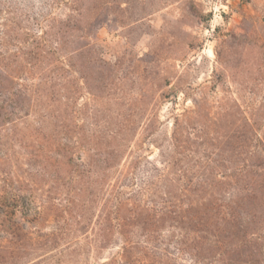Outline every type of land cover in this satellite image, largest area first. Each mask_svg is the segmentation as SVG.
Segmentation results:
<instances>
[{"label":"rangeland","instance_id":"374dc122","mask_svg":"<svg viewBox=\"0 0 264 264\" xmlns=\"http://www.w3.org/2000/svg\"><path fill=\"white\" fill-rule=\"evenodd\" d=\"M0 264H264V0H0Z\"/></svg>","mask_w":264,"mask_h":264}]
</instances>
